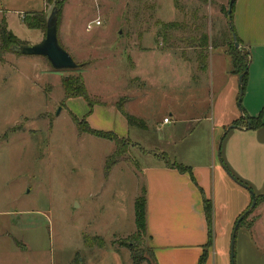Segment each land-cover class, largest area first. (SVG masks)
<instances>
[{
  "label": "rangeland",
  "instance_id": "374dc122",
  "mask_svg": "<svg viewBox=\"0 0 264 264\" xmlns=\"http://www.w3.org/2000/svg\"><path fill=\"white\" fill-rule=\"evenodd\" d=\"M58 2L0 0V22L5 19L22 44L35 45L44 38L47 19ZM229 2L63 0L58 43L83 67L55 71L41 57L4 56L0 264H134V253L140 264H157L147 237L136 232L133 215L143 172L157 161L152 155L158 154L160 164L164 158L190 167L192 174L207 165L226 167L220 141L231 125H220L229 117L228 98L239 77L231 73L225 53L231 37ZM33 13L44 17L43 29L24 26L23 18ZM88 24L91 31H86ZM165 25L177 28L166 33ZM243 50L249 63V53ZM70 76L81 78L92 109L81 99H64L61 83ZM259 86L253 91L257 102L252 111L256 116L262 113L264 122V88ZM244 93H238L235 105L241 117ZM170 106L183 108V116L199 117V122L166 128L155 124L156 119L169 120ZM117 108L142 117L145 129L126 127ZM71 115L78 121L85 118L92 130L129 141L127 154L107 178L103 167L113 144L81 134ZM141 148L152 150L151 157L143 158ZM249 160L250 170L239 171L244 179L227 170L256 197L255 208L236 233L234 264H264V148L251 152ZM227 173L234 189L226 195L225 207L215 211L209 264H230L232 230L251 204L248 191ZM98 239L102 247L96 246Z\"/></svg>",
  "mask_w": 264,
  "mask_h": 264
},
{
  "label": "crops",
  "instance_id": "0c3cea01",
  "mask_svg": "<svg viewBox=\"0 0 264 264\" xmlns=\"http://www.w3.org/2000/svg\"><path fill=\"white\" fill-rule=\"evenodd\" d=\"M232 24L234 35L242 46L241 49H247L250 56L244 93V116L255 118L256 115L252 110L257 101L253 91L257 84L261 85L259 88H264V0H235ZM238 93L239 83L237 86L232 84V92L228 98L230 107L226 111L229 117L224 119L220 129L240 121L241 114L235 108ZM176 108L178 107L167 108L166 115L169 120L166 124L163 123L165 118L162 121L156 119L155 124L166 128L182 122L185 125L199 122V117H185L181 111L183 108L179 107L180 110ZM135 118L143 121L142 117ZM222 142L226 164L224 169L230 170L239 178L241 177L239 171L250 170L251 152L255 153L256 150L261 151L264 148V122L256 130L246 129L244 123L230 130ZM151 152L152 150H143L140 155L149 158ZM152 156L159 161L158 154L154 153ZM157 161L153 160L154 163L146 167L143 172L147 246L152 251L157 264H197L207 237L202 195L211 206L212 227V220H216L215 211L225 207L226 195L234 188L227 182L225 170L219 164L193 170L194 181H192L189 175L180 174L176 170L167 168L165 162L160 164ZM208 167L213 170L209 172ZM242 200L244 201L242 206L245 208L247 203L244 198ZM206 264H209V259Z\"/></svg>",
  "mask_w": 264,
  "mask_h": 264
},
{
  "label": "trees",
  "instance_id": "16d2710c",
  "mask_svg": "<svg viewBox=\"0 0 264 264\" xmlns=\"http://www.w3.org/2000/svg\"><path fill=\"white\" fill-rule=\"evenodd\" d=\"M234 2L235 0L232 1L230 13L228 14V17H227L228 27L230 29L231 37H230V43L228 45V49L226 50L225 53L229 58L231 73L238 77L248 68L249 63H248V54L243 49L235 50L233 47L232 35L234 34V31H233V24H232V16H233ZM62 3H63V0H59L57 7H54V8H57L58 10V17L60 14ZM22 22L28 30L43 29L45 25L44 17L38 13H33L29 16H25ZM57 25H58V21H57ZM162 27H164L165 29L164 31L166 33L168 30H171V29L174 30L177 28L174 25H168V26L165 25ZM236 41L241 46L237 38H236ZM20 45H25V44H22L21 42H19V40L7 29L5 19H2L0 22V64L4 63V56L8 53H11L12 47L20 46ZM246 81H247V72L243 75L239 83L240 93H243V91L245 90ZM61 87L63 90L64 99L69 100V99L78 98V99L83 100L90 109L93 108L92 107L93 104L89 100L88 94L86 92V89L80 77L70 76L68 78L63 79L61 83ZM117 111L121 113V116L124 118L128 128L135 127L138 129H145L146 126L143 124V122L140 119L127 115L125 112L122 111L121 108H117ZM261 115L262 113H259L255 118H249L242 114L240 121L234 122L232 126L239 127L241 125H244L245 123L246 128H247V124H249L251 130H256L262 126ZM71 117H72L73 124L75 125V127L81 134H87V135L94 136L102 140H107L113 144V152L112 154L106 157L105 162H104V167H103L104 176L105 178H107L111 170L119 163L121 158L127 154L126 146L129 145V141L124 138H119L113 133H106V132L104 133V132L92 130L85 122V118L81 119V121H78V119L74 115H71ZM162 159L165 160L167 168L176 170L180 174H187L190 176L191 180L194 181L190 167H185L177 163H171L170 161L164 158ZM200 194L202 195L201 192ZM255 201H256V197H255ZM202 204H203L204 215H205V219L207 223V243L204 245L202 249V253L198 258L197 264H206L207 257H208L207 250L210 249L212 246V237H211L212 210H211L209 201H207L203 197V195H202ZM133 214H134V224L136 227V232L145 235V232H146V192H145L144 187L140 188L138 195L134 199ZM98 241H99V244H96V246L102 247L103 246L102 240L98 239ZM138 257L139 256L134 253V257H132L134 264H140Z\"/></svg>",
  "mask_w": 264,
  "mask_h": 264
},
{
  "label": "water",
  "instance_id": "95a60500",
  "mask_svg": "<svg viewBox=\"0 0 264 264\" xmlns=\"http://www.w3.org/2000/svg\"><path fill=\"white\" fill-rule=\"evenodd\" d=\"M232 1L233 0H230L229 2L228 14L230 13ZM57 21H58V10L57 8H53L46 22L44 38L39 43L32 45V46H26V45L14 46L11 48V53L22 55V56L44 58L49 63L50 67L55 71H69V70H75V69H79L83 67V64L82 65L75 64L72 61V59L68 56V54L59 45L58 39H57V29H58ZM232 41H233L234 49L241 50V46L237 43L236 37L234 34L232 35ZM246 72H247V69L241 75H239L238 83H240L243 75ZM241 96H242V93H240V97ZM239 102H240V99L238 100V104ZM236 128L237 127L235 126H230L229 128H227L224 136L230 130H233ZM246 129L248 130L250 129L249 124H247ZM224 136L222 137L220 144ZM224 170L227 173V170L226 169ZM227 175L237 185H240V187L247 190L251 198V204L249 208L237 219V221L235 222L234 228L232 230V234L230 238V264H234V246H235V238H236L238 227L240 223L247 217V215H249L250 212L254 209L256 201H255V195L249 188L237 182V180L232 178L229 173H227Z\"/></svg>",
  "mask_w": 264,
  "mask_h": 264
},
{
  "label": "built area",
  "instance_id": "2783aa9c",
  "mask_svg": "<svg viewBox=\"0 0 264 264\" xmlns=\"http://www.w3.org/2000/svg\"><path fill=\"white\" fill-rule=\"evenodd\" d=\"M94 25L95 26H100V23L98 22V21H95L94 22ZM92 30V24H88L87 26H86V31H91ZM168 122V120L167 119H165V120H163V123H167Z\"/></svg>",
  "mask_w": 264,
  "mask_h": 264
}]
</instances>
